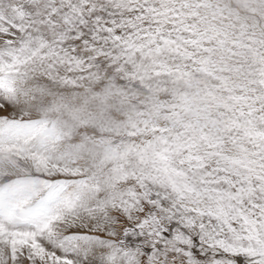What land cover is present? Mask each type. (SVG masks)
I'll use <instances>...</instances> for the list:
<instances>
[{
    "label": "snow or ice",
    "instance_id": "1",
    "mask_svg": "<svg viewBox=\"0 0 264 264\" xmlns=\"http://www.w3.org/2000/svg\"><path fill=\"white\" fill-rule=\"evenodd\" d=\"M0 264H264V0H0Z\"/></svg>",
    "mask_w": 264,
    "mask_h": 264
}]
</instances>
